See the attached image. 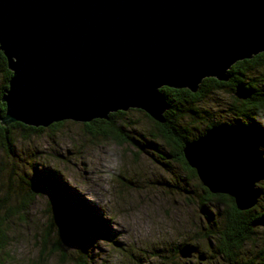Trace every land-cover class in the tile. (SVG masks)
<instances>
[{
    "label": "water",
    "instance_id": "obj_1",
    "mask_svg": "<svg viewBox=\"0 0 264 264\" xmlns=\"http://www.w3.org/2000/svg\"><path fill=\"white\" fill-rule=\"evenodd\" d=\"M0 51L12 72L5 126L89 123L130 109L164 123L162 88L196 93L204 79L228 82L234 64L264 53V0H0ZM235 97L251 91L238 84ZM263 145L264 131L217 124L183 155L209 192L246 211L263 194ZM197 253L178 250L183 259Z\"/></svg>",
    "mask_w": 264,
    "mask_h": 264
},
{
    "label": "rangeland",
    "instance_id": "obj_2",
    "mask_svg": "<svg viewBox=\"0 0 264 264\" xmlns=\"http://www.w3.org/2000/svg\"><path fill=\"white\" fill-rule=\"evenodd\" d=\"M247 75V81L264 84V66ZM234 97L229 88L209 92L195 106L202 118L183 122L190 134L198 136L209 123L236 122L230 111ZM113 119V128L122 132L119 139L103 135L101 124L88 128L69 120L27 139L13 130L11 156L0 146V204L10 192L2 212L9 239L0 264L261 263L264 227L256 225L235 259L226 258L214 232L224 227L229 207L206 201L199 179L170 160L163 142L153 138L157 128L145 112L130 109ZM127 136L132 142L122 140ZM33 182L37 194L23 206L21 198ZM258 187L263 194L255 208L264 212V181ZM59 200L70 211L89 212L98 234L64 220ZM9 206L13 210L6 213ZM184 244L198 253L181 258Z\"/></svg>",
    "mask_w": 264,
    "mask_h": 264
},
{
    "label": "trees",
    "instance_id": "obj_3",
    "mask_svg": "<svg viewBox=\"0 0 264 264\" xmlns=\"http://www.w3.org/2000/svg\"><path fill=\"white\" fill-rule=\"evenodd\" d=\"M0 64L3 71V83L0 87V146L11 155L14 154V145L16 143V136L13 134V130L20 131L21 138L27 139L29 135L35 132L43 130V127L35 128L31 126L24 125L20 122L12 123L8 126L2 124V118L6 114V104L2 101V96L8 88V82L12 76V72L7 67V60L3 53L0 51ZM264 66V53L254 56L252 59L242 60L237 62L232 66L229 73L231 78L228 82H221L214 78H206L201 83V86L196 93H192L187 89H174L164 87L161 91L167 98L170 108L165 112L164 123H158L150 118L157 128V133L153 134V138L158 137L167 149V155L170 160L183 166L185 171L198 178L196 171L189 167L184 155L183 148L184 145L196 139L210 127L217 125L216 123H209L205 130L200 132L198 136H192L190 134L191 130L188 125L183 122L188 117L202 118L200 110L195 106L207 96L211 91L220 90L222 88H229L231 92H235V87L238 84H245L251 91V97L247 100H239L234 97L233 107L230 109L231 114L237 119L236 122L231 123L230 126L238 128H246L254 131H264V84L258 83L253 80L247 81L248 72H253L259 67ZM141 111V110H140ZM126 112H116L109 115V119H96L89 123H83L84 126L90 128L96 124H101L104 126L100 129L101 133L105 136H111L112 138L119 139L122 136V132L116 128H113V118L116 116L124 115ZM64 121L54 123L50 127L58 128L62 126ZM132 142V140L127 137H122V140ZM134 143V142H133ZM33 188L30 190L25 189V193L21 198L20 204L26 206L27 202L32 201L36 196V182L31 185ZM206 201L211 202L214 199L218 200L220 203L229 207V212L225 216V224L222 229L218 232H214V236L217 237L222 242V247L219 252L230 260H234L237 253L242 245L252 238V233L256 226L255 222L264 215V212L256 211V208H252L246 211H240L236 208L234 199L228 195L223 194H212L207 188L202 185ZM34 191V192H33ZM32 192V193H31ZM10 192H7L4 200H1L0 204V260L2 253L7 248V243L9 239L8 230L5 228L6 218H3V210L10 197ZM12 195V194H11ZM59 212L63 215V219L68 223H71L78 228H87L91 233L98 234V228L91 218L89 212L85 211H70L68 205L63 201L59 200L56 202ZM6 213L13 210L11 206L6 208ZM53 222L54 218H53ZM81 231V230H79ZM60 242L57 240V245ZM263 259L260 264H264V248L260 252V257ZM86 264V263H84Z\"/></svg>",
    "mask_w": 264,
    "mask_h": 264
},
{
    "label": "flooded vegetation",
    "instance_id": "obj_4",
    "mask_svg": "<svg viewBox=\"0 0 264 264\" xmlns=\"http://www.w3.org/2000/svg\"><path fill=\"white\" fill-rule=\"evenodd\" d=\"M264 146V145H263Z\"/></svg>",
    "mask_w": 264,
    "mask_h": 264
}]
</instances>
